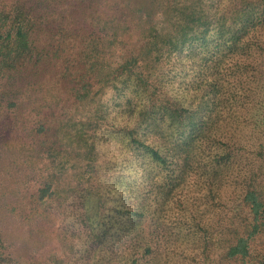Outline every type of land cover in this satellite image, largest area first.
<instances>
[{"label": "trees", "instance_id": "obj_1", "mask_svg": "<svg viewBox=\"0 0 264 264\" xmlns=\"http://www.w3.org/2000/svg\"><path fill=\"white\" fill-rule=\"evenodd\" d=\"M0 264H264V0H0Z\"/></svg>", "mask_w": 264, "mask_h": 264}, {"label": "rangeland", "instance_id": "obj_2", "mask_svg": "<svg viewBox=\"0 0 264 264\" xmlns=\"http://www.w3.org/2000/svg\"><path fill=\"white\" fill-rule=\"evenodd\" d=\"M110 151H111V153L113 152V147L112 148H110ZM112 155H113V153H112ZM73 184H75V181L73 180L72 181V185L71 186H74ZM25 185V187L24 188H26L27 187V185H26V183L24 184ZM23 185V186H24ZM69 187H70V184L68 185ZM193 186L191 185V183H190V181L188 180V182H187V187H186V190L185 191H187V190H193V188H192ZM70 188H73V187H70ZM187 194L189 195L190 194V192H188L187 191ZM72 201L70 200V201H68V203L67 204H70ZM68 206H70V205H68ZM56 229V228H55ZM50 244H51V242L49 243V246H50Z\"/></svg>", "mask_w": 264, "mask_h": 264}]
</instances>
